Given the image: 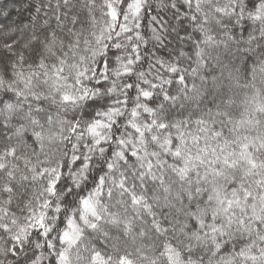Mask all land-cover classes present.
<instances>
[{
	"label": "clouds",
	"instance_id": "obj_1",
	"mask_svg": "<svg viewBox=\"0 0 264 264\" xmlns=\"http://www.w3.org/2000/svg\"><path fill=\"white\" fill-rule=\"evenodd\" d=\"M122 259L264 264V0H0V264Z\"/></svg>",
	"mask_w": 264,
	"mask_h": 264
},
{
	"label": "snow or ice",
	"instance_id": "obj_2",
	"mask_svg": "<svg viewBox=\"0 0 264 264\" xmlns=\"http://www.w3.org/2000/svg\"><path fill=\"white\" fill-rule=\"evenodd\" d=\"M66 2H67V0H66ZM130 7H131V6H130ZM111 15L113 16V19H115V13H111ZM81 59H83V57H81ZM110 64H111V62H109V66H110ZM61 71H62V69H61ZM144 95L147 96L148 94H147V93H144ZM67 99H68V97H65V100H67ZM90 131H91V129H90ZM130 158H131V157H130ZM254 166H255V165L253 164V167H254ZM227 203H228L229 205H231L232 201L229 200ZM84 204H85V207L87 208V207H88V202L85 201ZM61 239H62V240H70L71 237H70L69 233L65 232V233L63 234V236L61 237ZM63 259H64L63 254H61V256H60V260H63ZM93 259L95 260L96 257H93ZM121 264H124L123 259L121 260Z\"/></svg>",
	"mask_w": 264,
	"mask_h": 264
}]
</instances>
